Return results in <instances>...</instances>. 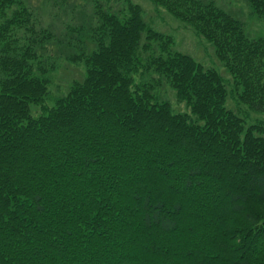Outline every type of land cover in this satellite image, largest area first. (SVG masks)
Segmentation results:
<instances>
[{
  "label": "trees",
  "instance_id": "16d2710c",
  "mask_svg": "<svg viewBox=\"0 0 264 264\" xmlns=\"http://www.w3.org/2000/svg\"><path fill=\"white\" fill-rule=\"evenodd\" d=\"M149 1L220 70L132 0H53L78 10L62 26L0 0V264H264V126L245 123L264 114V37L213 0ZM58 60L82 76L42 106Z\"/></svg>",
  "mask_w": 264,
  "mask_h": 264
},
{
  "label": "rangeland",
  "instance_id": "374dc122",
  "mask_svg": "<svg viewBox=\"0 0 264 264\" xmlns=\"http://www.w3.org/2000/svg\"><path fill=\"white\" fill-rule=\"evenodd\" d=\"M53 0H27L29 4L36 10L44 23L46 24L51 17L52 20L59 24H66L67 22H78L79 15L78 10L70 11L57 10L54 12L51 9L50 3ZM138 3L143 9V14L147 19L150 26L159 32L168 34L172 39V45L175 49L191 55L197 62L205 66H210L217 71L220 70V65L216 62L215 57L212 53L211 46L198 34H196L190 27L179 22L168 13H166L162 8L156 7L149 0H132ZM216 5H219L226 10H231L232 13L242 20L244 24V30L250 37L262 36L264 37V19H259L248 12V8L244 3V0H213ZM68 3L73 5H79L81 7L80 11H88L89 5L85 4L83 0H67ZM114 5H122L121 0H112ZM116 8V6L114 7ZM54 70L50 72L49 78L50 82L47 86L48 91L45 95L42 106H49L51 104L52 97L63 94L69 84V81L74 79H80L82 76V67L80 65H73L64 60H58L57 66ZM223 78L227 81L229 90L231 85L229 84V77L225 74ZM165 97L168 98L171 107L174 111L186 112L187 109L181 102L175 101L172 91L166 90ZM244 108V107H243ZM41 111V106L30 105V112L32 115H37ZM246 125L252 124L254 122H259L264 126V114L260 112L250 111L246 112Z\"/></svg>",
  "mask_w": 264,
  "mask_h": 264
}]
</instances>
